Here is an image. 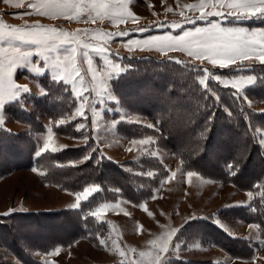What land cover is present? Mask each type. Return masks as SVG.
Instances as JSON below:
<instances>
[{
	"label": "rangeland",
	"instance_id": "rangeland-1",
	"mask_svg": "<svg viewBox=\"0 0 264 264\" xmlns=\"http://www.w3.org/2000/svg\"><path fill=\"white\" fill-rule=\"evenodd\" d=\"M12 2L14 4L17 0H12ZM23 2L27 4L34 2V0H23ZM198 2L199 0H131L129 10L140 18L139 22L132 23L129 21L114 26L108 20L103 22L97 20L95 23H85L83 21L86 20V16H82L78 21H69L62 17L57 19L42 17L36 14L31 8H15L11 4H5L0 0V20L16 27H24L25 25L39 23L45 27H56L69 33L76 32L77 30L106 33L128 31V36H117L113 40L103 44V46L108 49L109 58L114 62H119L121 65L127 66L123 64L122 61H126V59L133 58L134 56H155L159 59L170 58L175 61H183L188 65H195L200 67V69L207 68L211 71V68H213L212 65L207 62L202 64L200 61H195L185 53L179 51L168 52L166 55H163L155 50L141 51L139 48L128 51L125 47V43L131 39L143 40L156 35L179 34L181 32L180 29L174 30L167 25L173 22H182L185 17H190L192 19L198 17V11L194 12L185 7L187 4ZM169 7L173 9L172 12L166 11ZM208 10L211 9H206V11ZM181 11L184 12V16L180 15ZM221 11L226 10L221 9ZM209 19L213 21L219 20L224 27L264 29V20L259 19L236 20L233 17H228L226 20L220 17H209ZM256 23L258 24L256 25ZM161 24L165 25V27L157 26ZM206 26V21L196 20L195 25L184 23L183 30ZM138 28H144L147 29V31H134V29ZM90 42L98 43V41ZM61 52H63V50H61ZM48 55L55 56L54 53H49ZM31 59L33 63L20 66L14 71L13 79L16 83L29 87L30 94H24V108L22 109L20 107V109L31 115H35L36 123H41V130H33L31 132V122H18V120L14 119L4 109L5 127L10 130V132H5L12 133L13 135L15 133H29V137L36 142L35 151L42 146L49 127L52 128L53 141L58 150L70 145L84 144L82 139L76 140L62 135L56 130V127H58L57 124L53 121V123H50L51 120L35 106L36 98L44 95L42 94L43 91L47 92L45 85L39 82V78L44 77L50 80L52 79L51 70L46 69L42 57L34 55ZM91 59L93 60L94 67H104L102 56L93 52L91 53ZM244 64L249 67L250 64L259 63L253 60L245 61ZM78 66L82 69L85 82L90 87L91 76L88 74L87 65L83 63L82 58L78 60ZM240 70L241 68H239V71ZM41 72H44V74L41 75ZM246 74L247 73L231 77H240ZM61 84L64 85L63 83ZM64 86L66 87V85ZM66 88L70 92L73 101H75L70 86ZM249 99L253 101L251 106L252 109L258 111L264 110V102H256L252 98ZM17 104L20 105L19 103ZM246 105H248L247 102ZM77 106L78 105L75 104V107ZM75 107L73 111L65 117L66 122L63 124V127L68 126L70 121L82 119L81 122L79 121L75 123V125L78 123H86L88 125L84 134L90 136V140L92 141L91 146L96 147V152H94L95 156L100 157V155L103 154L105 157L103 160L107 159L115 163L120 162V164L124 165L122 168L129 172L131 180L137 184L136 188L138 190L141 186L145 188V190H143L144 194L139 196L135 202L131 203H127L129 200L122 197L97 203L92 210L106 203L110 204V207L105 209L99 222L96 217L90 216L99 224L98 226H91L93 234L89 237H95V239L86 241L83 238H78L66 245H56L53 248L61 247V252L58 256L45 255L53 248L47 252H32L30 255L32 259L39 261L40 264H44L46 260L54 261L55 264H119V260L122 258L114 251H107L104 246L100 245L99 240L96 238L97 233H100V235L108 239L109 247H111L112 241H115L121 249L126 252L129 248H135L137 252H139L148 250V242L155 237L160 236L166 230L180 228L181 225H184L185 229L183 230L181 239L186 243L182 246L183 250L179 253L180 259L177 260L175 256H173V264H251L257 249L259 250V256L264 257V246H261L259 243V240L264 239L261 234L262 228L257 223H254L253 220L246 222L243 218H234L232 216L233 210L242 208H248L253 212V208H251L253 194L249 196L247 195L249 191H241L230 183L219 181L204 183L196 177H193L191 182H188L186 175L181 174L180 171L177 172V177L175 179L161 186V180L170 174L166 170L176 171L177 169H182V163L177 153L175 151H168L165 146L158 142L154 135H142L134 138L124 136L123 133L120 132V128L124 132V126L129 124L127 120L115 126L112 125L114 120H119L122 108L124 114H134L138 122L131 124H137L138 128L141 126L149 128L148 125L154 123L157 127L158 123L143 114L133 112L123 105H120L119 100L115 102L105 101L103 106L99 104L96 106L100 112L96 120L101 124L99 132L96 133L99 138L96 139L93 138V117L91 111H88L90 125L88 119L84 120L79 117L73 118ZM106 109H111V111H106ZM89 125L91 128H89ZM261 133V139H264V131ZM75 134L77 137L82 135L81 132L77 131ZM140 139H149V142L146 144L132 143L133 140L138 141ZM128 149H132V151H128ZM89 152H91L90 148ZM153 152L156 153V156L151 155ZM23 153L26 154V148H23ZM146 157L154 158L162 167L160 170L162 176L159 178L160 182L155 188L149 187L148 179L150 176L146 175L149 171L155 173V170L151 168L153 163L150 160H145L144 164L141 163V159ZM36 168L40 169L39 167ZM182 171L186 173L187 170L182 169ZM200 176L202 177V175ZM202 178L203 180L214 181L205 177ZM154 189H158V191L155 193L156 198L152 199L151 197L154 194ZM73 193L75 192L65 191L44 182L42 176L34 173L32 168L10 170L6 175L0 178V214L7 212L9 209L13 210L12 214H35L73 210L70 207L71 204L75 203V196ZM139 204H144L147 212L138 206H134ZM148 212H151L153 215L150 217L147 214ZM127 213H130V215H127ZM193 216H195L196 219L189 220V218ZM3 217V215H0V219ZM186 220H189L188 224H185ZM138 224L142 225V231L139 234L137 230ZM250 224H257L259 227L253 229L248 226ZM209 229H216L227 238L235 240L232 245L235 249L240 246L241 254L228 253L226 249L221 247L218 243H214L213 240L209 241L208 237H212L211 232L207 234ZM28 234L29 233L26 235ZM197 243L201 245L199 248L189 247V245ZM128 255L132 259H139L135 253L129 252ZM0 260L16 261L12 253L3 247H0ZM255 264H264V259L255 260Z\"/></svg>",
	"mask_w": 264,
	"mask_h": 264
},
{
	"label": "trees",
	"instance_id": "trees-1",
	"mask_svg": "<svg viewBox=\"0 0 264 264\" xmlns=\"http://www.w3.org/2000/svg\"><path fill=\"white\" fill-rule=\"evenodd\" d=\"M122 63L131 67L115 88L120 105L158 122V126L138 128L137 124L129 123L124 126V132L121 128L120 132L129 138L154 135L168 151L177 153L180 161H183V170H192L202 177L230 183L241 191L251 192L254 195L251 208L255 211L242 208L233 210L232 216L243 218L246 222L253 220L262 228L264 237V199L261 198L264 192V146L260 143L262 133L257 134L255 131L257 127H264V114H261L264 110L252 109L242 98L236 100L232 95L234 89L224 88L211 80L208 83L219 94L221 103H216L210 93L206 100L197 73L191 71L200 69L195 65L179 64L173 59L155 56H134ZM249 67L259 79L256 86L246 90L247 95L256 102H264V65L250 64ZM239 68L240 65L227 69L216 67L211 68V72L224 77L246 73L239 71ZM39 82L45 85L47 95L38 96L35 106L53 122L68 116L76 102L70 92L65 91L67 86L44 77H40ZM225 106L232 112L231 116L225 111ZM20 107L13 102L5 106V111L18 122H31V132L41 130V123H36L35 115ZM241 109L251 117V130ZM76 120L70 121L68 126L60 125L56 130L66 137H77L75 123L82 119ZM29 136V133L13 135L0 132V178L10 170L39 167L45 173L42 180L62 190L82 192L84 187L90 185L98 186L99 190L87 202H83L78 210L4 216L0 219V247L9 250L16 261L0 260V264H40L31 258L32 252H47L56 245H66L78 238L86 241L95 239L89 237L93 234L91 226L99 224L87 215L90 209L97 203L117 197L135 202L145 190L142 186L139 190L136 188L137 184L120 162L101 160L95 153H91L93 159L73 166L71 161H79L86 151L89 152L85 143L70 145L36 158V142ZM91 143L90 140L89 145ZM23 148H26V154ZM145 160L153 163L151 168L155 173L148 179V185L155 188L160 182L162 167L152 157L141 159V163L144 164ZM230 163L237 166L234 176L229 175L227 166ZM85 216L87 219L82 218ZM208 231L207 234L211 232L212 235L208 237L209 241L218 243L228 253L241 254V247L235 249L232 245L235 240L216 229Z\"/></svg>",
	"mask_w": 264,
	"mask_h": 264
},
{
	"label": "snow or ice",
	"instance_id": "snow-or-ice-1",
	"mask_svg": "<svg viewBox=\"0 0 264 264\" xmlns=\"http://www.w3.org/2000/svg\"><path fill=\"white\" fill-rule=\"evenodd\" d=\"M5 4H11L15 8L28 7L42 16L51 19L64 18L69 21H78L82 16H86L83 22H93L97 20L103 22L108 20L112 25L120 23L132 22L138 23L139 17L134 15L129 10L131 0H34V2L25 4L23 0H17L13 4L12 0H2ZM188 10L198 11L199 16L195 19L185 17L182 22H173L168 27L172 29H180L181 32L176 35L165 34L151 36L143 40L131 39L125 43L128 51H133L135 48L144 50H155L160 54L166 55L168 52L179 51L185 53L188 57L195 61H200L202 64L207 62L213 68L227 69L232 65L239 64L241 70L246 74L240 77H224L214 72L209 71L207 68L191 69L197 73V79L200 86L203 87L205 92V99H208L207 94L215 97L216 103H221V98L209 85V80L215 81L222 85L224 88L234 89L232 93L236 100L243 99L251 107L253 101L247 95V89L256 86L258 77L252 74V69L244 64L245 61H258L260 65H264V29H249L245 27H224L219 20L213 21L209 17H220L223 20L228 17H233L236 20H264V0H199L198 3H191L185 5ZM206 9H211L206 11ZM224 9L226 11H221ZM167 12H172L171 7L166 9ZM155 15V13H154ZM181 16L184 12L181 11ZM196 20L206 21V27H194L190 30H183L184 23L195 25ZM158 27H165V25H157ZM134 31H147L144 28L134 29ZM128 31H118L116 33L95 32L89 30H77L76 32L69 33L67 31L58 29L56 27H45L39 23L25 25L24 27H16L9 25L0 20V132L9 131L6 129L5 116L3 110L6 105L13 102L19 103L21 108H24V94H30V89L27 85H20L13 79L14 71L20 67L33 63L32 57H42L46 69L51 70V79L53 82L66 86H70L71 92L74 95L76 104L73 118L79 117L84 120L88 119V111L92 113V131L93 138L98 139L96 133L99 132L101 124L96 120L100 115L99 109L96 107L98 104L103 106L105 101L115 102L118 96L115 88L122 75L127 72L130 65L123 66L119 62H114L109 58L108 49L103 44L113 40L115 37L128 36ZM87 38V39H85ZM90 41H98L92 43ZM63 50V52H61ZM95 52L97 55L103 57L104 67H94L91 53ZM54 53L55 56L48 55ZM82 58L83 63L87 65V72L91 76V86L85 82L82 75V69L78 66V60ZM176 63L183 64V61H175ZM110 66V70H109ZM200 73H203L200 75ZM44 72H41L43 75ZM68 89L65 88V91ZM89 93V94H86ZM42 94L47 95L46 91ZM111 111V109H106ZM225 111L231 116L232 112L225 106ZM245 121L251 130V117L244 109ZM264 114V113H261ZM127 120L129 123L138 122L134 114H124L123 108L119 120H114L112 125ZM66 119L61 118L55 123L57 126L65 124ZM50 123H53L50 121ZM158 123V122H157ZM149 128H155L156 124H149ZM88 128L86 123H78L75 125L77 132H81L80 137H72V139H82L90 149L91 152H85L79 161H71L74 166L76 163H83L93 159L91 153L96 152V147L89 145V136L84 134ZM256 133L259 134L264 131V127H257ZM149 139L133 140L132 143L146 144ZM264 146V139L260 140ZM63 147V146H61ZM58 151L53 141V131L49 127L47 129V136L43 141L41 147L35 152V157L40 158L43 154ZM132 151V149H128ZM156 156V153H151ZM105 157L100 155L99 159L103 160ZM110 159V158H109ZM183 164V161H181ZM229 175L234 176L237 174L236 165L228 164ZM34 173L38 175H45L44 171L36 167L32 168ZM170 174L161 180V186L168 183L177 177V172L186 175L187 181L191 182L193 177L202 180L204 183H214L215 181L203 180L198 172L188 170L186 173L182 169L176 171L166 170ZM143 174V173H141ZM148 176H153L154 173L149 171L146 173ZM99 190L96 185L84 187L82 192H75V203L70 207L73 210L81 209L83 202H87L94 193ZM119 191V189H117ZM158 189H154L152 199L156 198L155 193ZM247 195L252 196L249 192ZM261 198L264 199V192L261 193ZM131 203V201H127ZM140 207L147 212L144 204L134 205ZM247 206V205H243ZM110 207V204H104L101 207H96L94 210L90 209L87 213L88 216L96 217L99 222L101 215L105 209ZM12 209L0 214L9 216L12 214ZM255 211V209H253ZM150 217L153 215L151 212L147 213ZM130 215V213H127ZM87 219V216L82 217ZM196 217H190L189 220H195ZM185 221V224L189 223ZM250 228L256 229L257 224L248 225ZM138 234L142 231V225H137ZM184 225L180 228L166 230L160 236L155 237L148 242V250L137 252L135 248H129L124 251L115 242L112 241L109 247L108 239L96 234L100 245L104 246L107 251H114L122 259L119 264H173V256L177 260L180 259L179 253L183 250V245L186 243L181 239L183 234ZM75 243V242H74ZM261 246H264V239L259 240ZM199 243L189 245V247L199 248ZM61 252V247L53 248L45 255L58 256ZM135 253L139 259H132L128 253ZM264 259L259 256V250L254 253L251 264H255V260ZM44 264H55L54 261L46 260Z\"/></svg>",
	"mask_w": 264,
	"mask_h": 264
}]
</instances>
